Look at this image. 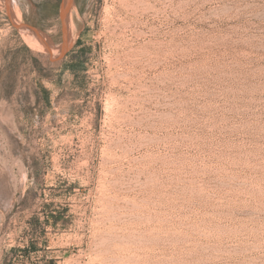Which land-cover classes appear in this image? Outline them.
Wrapping results in <instances>:
<instances>
[{"label":"rangeland","instance_id":"rangeland-1","mask_svg":"<svg viewBox=\"0 0 264 264\" xmlns=\"http://www.w3.org/2000/svg\"><path fill=\"white\" fill-rule=\"evenodd\" d=\"M62 1L0 0V264H264V0Z\"/></svg>","mask_w":264,"mask_h":264},{"label":"water","instance_id":"water-1","mask_svg":"<svg viewBox=\"0 0 264 264\" xmlns=\"http://www.w3.org/2000/svg\"><path fill=\"white\" fill-rule=\"evenodd\" d=\"M66 1H67V0H63V1H62V6H61V12H62L61 14H62V17H63V10H64V8H65L64 5H65ZM27 29L31 30L33 33H35V34H37V35H40L39 32H38L37 30H34V29H32V28H31V29H30V28H27ZM46 41L49 42V43L52 45V43H51L50 41H48V40H46ZM64 43H65V42H64ZM64 43L60 44L59 46H62ZM52 46H53V45H52Z\"/></svg>","mask_w":264,"mask_h":264},{"label":"bare ground","instance_id":"bare-ground-1","mask_svg":"<svg viewBox=\"0 0 264 264\" xmlns=\"http://www.w3.org/2000/svg\"><path fill=\"white\" fill-rule=\"evenodd\" d=\"M35 40V39H34ZM36 42L40 43L39 41L35 40Z\"/></svg>","mask_w":264,"mask_h":264}]
</instances>
